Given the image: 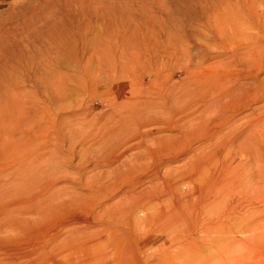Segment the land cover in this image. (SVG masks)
I'll use <instances>...</instances> for the list:
<instances>
[{"label":"rangeland","instance_id":"rangeland-1","mask_svg":"<svg viewBox=\"0 0 264 264\" xmlns=\"http://www.w3.org/2000/svg\"><path fill=\"white\" fill-rule=\"evenodd\" d=\"M221 86L233 99L211 106ZM133 99L163 107L134 116ZM171 114L174 128L147 122ZM153 145L162 173L198 155L184 186L230 214L160 227L168 253L180 244L162 264H264V0H0V251L49 239L52 264H113L140 241L120 198L151 173ZM225 162L262 188L224 185Z\"/></svg>","mask_w":264,"mask_h":264},{"label":"bare ground","instance_id":"bare-ground-1","mask_svg":"<svg viewBox=\"0 0 264 264\" xmlns=\"http://www.w3.org/2000/svg\"><path fill=\"white\" fill-rule=\"evenodd\" d=\"M232 90L233 89L231 87L221 86L216 91L212 92L210 94V102H212L211 106L217 105V107L222 108L223 103L221 102L223 97L228 96L230 98L229 100L233 99L234 91ZM134 99L133 102L131 101V107L133 109L134 116L145 112L149 113L150 109L163 107V103L158 104L157 102L151 99H148L143 102L137 100L134 101ZM170 107L172 113L176 114V110L172 108L171 104ZM206 108H208V106L204 107L203 110ZM194 109L196 112L197 107H195ZM172 117V114L170 120L166 118H164V120H158L153 117H150L148 118L147 122H161L165 125V127L174 128L175 126H177V121L181 119V117H178L177 120H173ZM123 137V141L127 140L126 143L123 144L127 145L130 144V142L134 139V136L128 133L123 135ZM169 138L172 146H181L183 144L182 134H177ZM219 140L220 138L218 139V141ZM123 141L119 143L121 144ZM131 143H133L131 145H139L141 144V141H135ZM244 144V141H241L237 144L235 150L236 155H244ZM211 147H209L207 151H211ZM126 148H128V146H126ZM158 148L159 147L157 145H153V148H150L147 152L149 157L152 156L154 159L151 173L149 172L148 174H146V179L142 183H139L137 187H132L131 189L126 190L122 196L123 198H120L122 199L120 201V213L122 215L121 219H124V221H122V224L129 228L127 236L128 238H130V240L136 237V239L140 238V241L133 242L134 245H129L127 249L125 248V250L122 252L123 254L121 255V258H118V255H120L119 253L118 255L113 254V264L114 262H117L120 259L122 261V264H144L142 263L143 261H140V255L142 254V256H146L147 258L146 253H148L149 251L146 252L147 249H145V247L156 239L159 240L158 242L156 241L158 244H156V247L153 248L156 249L154 250L155 252L152 250L154 253V261H151L147 264H162L163 261L166 260L168 254H172L174 257H177L179 254L178 251L180 248V244H175L174 242L171 243V245H173V248L168 253V251L166 250L167 240L162 239L160 233H158L157 230L160 227H165L166 225L172 226L174 224L173 227L175 228L179 227L180 225L182 226L183 224L189 222L190 219L194 216L199 215L203 206L209 205L208 212L210 213V216L208 217L207 215V217L211 218V220H215L218 218L227 220V218L230 216L229 211L227 212L228 209L224 208V206H222L223 209L212 213L214 207V204L212 203H217L218 201L220 202L222 198L221 195L219 196V199H216L214 202L213 197H211L213 198L211 199L210 197L205 198L203 196H198V191L195 192L194 188L184 186L185 181L190 182L192 179H194L192 175V170H190L191 168L189 167V165L191 160L195 159V157L198 155L194 154L192 156V159L185 161L186 167L182 171L177 172L176 170L170 168L169 170L162 173L161 167L164 165L163 162L167 158L159 159V155L161 154V152H163V150ZM206 152L204 151V153L202 152V154L199 155L203 156ZM172 155H174V153ZM132 161H136V163H138L137 159H133ZM231 166H233L231 162H225L221 166V171L224 173L225 176L224 185H228L231 187L234 186L240 192H242L243 189H252L253 191H258L262 188V184L260 182L261 178L263 177L262 175H260L258 180H256L257 178L254 179V177L249 179L247 176L246 179H243L242 175L240 176V174H238L241 172L240 163H238L237 167L235 168H231ZM232 169H234V171H232ZM237 169H239L240 171L236 172ZM191 191H193L194 193ZM208 201H210V203ZM237 202H241V199H239ZM132 212L138 213V217L134 219L129 218L128 215ZM149 227H152L153 230L147 233V229ZM24 248H11L9 250H1L0 264H52L51 256L49 254L52 253L53 249L50 246L49 239L44 245L37 246L32 244L29 246H25ZM39 256H45V259L40 260ZM151 259L153 258L151 257Z\"/></svg>","mask_w":264,"mask_h":264}]
</instances>
